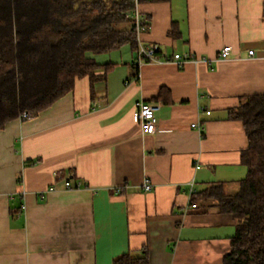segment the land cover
<instances>
[{
    "label": "crops",
    "instance_id": "obj_1",
    "mask_svg": "<svg viewBox=\"0 0 264 264\" xmlns=\"http://www.w3.org/2000/svg\"><path fill=\"white\" fill-rule=\"evenodd\" d=\"M141 11L150 28L138 41L162 62L139 65L131 44L89 53L94 78L0 129V264H114L145 251L151 264H224L237 223L214 201L192 207L191 185L232 194L247 175L248 135L230 112L264 95V0H146ZM141 100L161 105L154 134L133 119Z\"/></svg>",
    "mask_w": 264,
    "mask_h": 264
},
{
    "label": "trees",
    "instance_id": "obj_2",
    "mask_svg": "<svg viewBox=\"0 0 264 264\" xmlns=\"http://www.w3.org/2000/svg\"><path fill=\"white\" fill-rule=\"evenodd\" d=\"M134 8V0H0V129L25 112L49 109L79 78H94L99 65L89 53L125 44L138 49L128 17ZM230 118L241 120L248 135L242 153L247 175L235 193L217 183L193 193L192 201H214L219 212L234 217L237 231L224 264H264V95L243 99ZM114 264L151 260L147 251L128 252Z\"/></svg>",
    "mask_w": 264,
    "mask_h": 264
},
{
    "label": "built area",
    "instance_id": "obj_3",
    "mask_svg": "<svg viewBox=\"0 0 264 264\" xmlns=\"http://www.w3.org/2000/svg\"><path fill=\"white\" fill-rule=\"evenodd\" d=\"M135 2V8L128 12V17L134 19L136 32L138 37L140 35L147 31L150 28L149 20L144 17L141 11V4L142 0H134ZM136 60L139 65H142L147 62H157L160 63L163 61V58L159 54V47L156 45H147L142 42L139 43V48L136 52ZM232 54V47L231 46H225L221 49L219 53V58L221 59H227ZM249 54L252 56L254 55V51H249ZM193 55V58L189 57H182L181 54H176L174 61L176 62H187L190 60H196L197 57ZM169 61H172L171 59H168ZM159 103H151L144 100L139 101L136 104L135 111L133 113V119L135 122L139 123L142 126V129L145 134H154L156 133L158 129V118H157V112L160 108ZM207 114H211V111H206ZM34 116L31 112H25L21 115V120H27ZM193 126L198 129H202V125L200 123H194ZM82 185L81 181H79L77 184H73L70 180L66 181V186L68 188H80ZM145 189L151 190L152 184L150 182L145 183ZM195 192L193 184L191 185V194ZM192 207L196 208L197 204H192Z\"/></svg>",
    "mask_w": 264,
    "mask_h": 264
}]
</instances>
